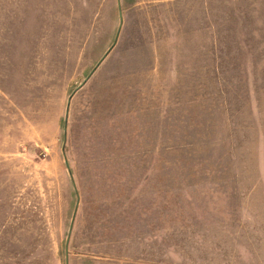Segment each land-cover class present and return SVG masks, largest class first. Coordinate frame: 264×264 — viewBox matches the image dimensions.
Segmentation results:
<instances>
[{
	"label": "rangeland",
	"instance_id": "obj_1",
	"mask_svg": "<svg viewBox=\"0 0 264 264\" xmlns=\"http://www.w3.org/2000/svg\"><path fill=\"white\" fill-rule=\"evenodd\" d=\"M75 200L67 264H264V0H0V264Z\"/></svg>",
	"mask_w": 264,
	"mask_h": 264
},
{
	"label": "water",
	"instance_id": "obj_2",
	"mask_svg": "<svg viewBox=\"0 0 264 264\" xmlns=\"http://www.w3.org/2000/svg\"><path fill=\"white\" fill-rule=\"evenodd\" d=\"M117 15H118V18H119V22H118V25H119L120 24V21H121V11L119 9V6H118V9H117ZM108 49L109 48L107 47L103 51V53L99 56V60L106 54V52L108 51ZM99 60H97L95 62V65H97V63L99 62ZM90 72H91V70H89L85 74V76L81 79V81L72 88V90L68 93V95L66 97L65 106H64V112H63V126H62L63 139H62L61 149H63L64 133H65V128H66V119H67L68 104H69L70 96H71L72 92L86 80V78L88 77V75L90 74ZM63 162H64V166H65V168L67 170V173L69 175V178L71 179V182L74 185V182L72 180L71 170H70L69 164H68V160H67V158L65 156H63ZM76 204H77V200H75V203H74V207H73V210H72V213H71V217H70V221H69V226H68L67 233H66V238H65V241H64V250H65L64 264H67V256H66L67 238H68L69 230L71 228V223H72V220H73V215L75 213Z\"/></svg>",
	"mask_w": 264,
	"mask_h": 264
}]
</instances>
